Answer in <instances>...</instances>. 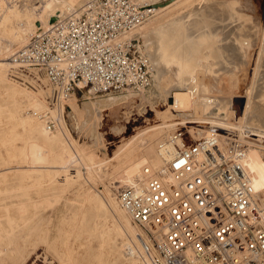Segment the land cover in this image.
Returning a JSON list of instances; mask_svg holds the SVG:
<instances>
[{"label":"bare ground","instance_id":"obj_1","mask_svg":"<svg viewBox=\"0 0 264 264\" xmlns=\"http://www.w3.org/2000/svg\"><path fill=\"white\" fill-rule=\"evenodd\" d=\"M80 1L40 0L38 4L35 2L36 6H19L16 1L0 0V36H7L14 42L13 45L11 44L13 48L5 50L0 48V79L6 80V72L12 64V61H8V57H5L8 51H13L15 46L22 44L29 34L47 27L52 17L57 20L80 15V12L74 11V8L79 6ZM90 1L81 5V11ZM137 2L139 3V1ZM186 3L188 2L183 0L177 3L174 8ZM150 5L155 6V3L152 1ZM141 7L149 12L156 11L155 17L148 21L145 20L146 22L144 21L133 28L126 36L132 37L137 33L144 34L146 37L145 46L147 47L151 41L153 43L154 36L157 37L159 42H163L156 43L159 44L157 54L156 56L150 55V60L152 64H155L156 69L152 76L153 80L159 86L160 94L163 95V98L168 99V102H166L167 108L165 111L158 113L162 118L161 123L145 132V134L133 137L127 144L120 147L115 153V164L110 162L103 164V161H100L101 157L98 159L93 151H88L85 147L77 145L72 139L63 118L65 106L71 109L70 118L73 120L76 119V115L83 114L84 119L78 123V128H82L86 123L88 125L91 120L89 124L91 138L94 144H98L102 141V134L95 132L93 125H97V121L100 120V112L107 111L110 116L117 115L122 108L127 109L134 99L140 98L142 100L145 97L143 96L144 89L110 91L103 95H95L96 92L89 89V94L94 96L87 94L84 99L82 98L81 105L77 104L76 97L72 94L68 100L66 98L68 102H59L49 106L39 88L35 90L21 88L11 82L7 85V89H9L12 96L14 98L19 97V102H15L8 111L9 126L0 131V142L6 146L7 151V158L0 161V184L2 185L0 186V193L17 198L24 196L30 202L33 201L31 199L33 190L39 195L41 194V200L44 201L46 200L44 194L49 193L60 200L57 207L61 217H58L60 221L58 225L53 224V233L48 235L50 228L47 226L45 228L43 218H39L40 214L27 217L23 216L20 211L14 212L12 215L13 221L25 220L19 228L22 232L21 244H15L17 236L15 233L0 238V260L5 257L18 260L20 255L23 254L26 243L35 245L38 240H42L60 254L58 258L60 264H83L88 258L92 260V264H149L138 240L139 228L132 222L130 214L117 199L118 189L115 197L113 196L112 187L117 188V186H114L112 180L116 179L123 185H143L147 181L145 168L160 171L164 161L173 155L176 148L175 145L169 142V137L175 132L174 125L168 122L169 118L172 116H180L183 119L190 118L187 117L189 113L185 111L193 106L196 107V104L199 103L193 91V88L197 87L195 77L191 78L181 74L168 88H164L162 80L161 82L158 81L164 73V67L162 65L158 66L161 63L160 56L168 51L180 53L186 49L195 50V53H197L199 49L203 48L213 54L216 52L223 54L227 50H236L233 55L231 54L232 56L228 57V66V62H237L239 59L238 53L242 52L237 44L239 37L249 33L241 25L240 29L237 25L232 26L231 19L235 21L237 17L234 16L236 12L232 11L228 5L221 2L211 5L209 3L206 6L204 5L203 10L205 11L198 9L204 12H201L203 16L200 25L207 31L199 36L201 38L198 37L199 41L196 39L198 42L196 41L195 45L188 46L185 45L184 41L195 38L189 33L190 30L188 31L190 20L188 19L189 22L187 23L184 18L178 16L179 14H176L177 17L172 18L173 13L171 12L176 11V8L173 10V7H171L165 11L166 14H163L165 12H161L166 7L158 11L157 9H150V6L141 5ZM57 8L61 12L65 9L64 13L57 16ZM199 13L198 15H200ZM194 14L196 13L194 12ZM167 15L172 16L167 17ZM190 16H193V14H190ZM226 19L231 21L224 23ZM192 23L195 25L198 21L194 19ZM232 23L234 24V22ZM220 28L225 31V38L230 39H228V42L225 40L227 43L225 41L224 43L222 39L221 42L219 41L220 43H217L214 38L207 39L209 36L214 37L215 34L213 33H216ZM192 34L196 35L195 33ZM152 35L154 38L151 40L149 38ZM204 39L208 41L205 40V42ZM27 42L21 47L25 46ZM251 54L256 60L255 68L258 69L261 66L260 72L264 74V46L257 53L251 52ZM220 61L223 62V60ZM230 65H233V63ZM149 89L151 95L153 87H149ZM46 92L47 90H45V97ZM220 97L222 99L224 96ZM198 98L204 105L213 101L206 95ZM259 101L258 103L257 101L252 102L248 98L242 116L236 118L235 122H230L224 117L228 115V104L225 99L220 100L219 109L225 115H222L221 112L212 113V110L206 111L196 119L197 123L204 128L191 126L190 130L186 129V132H181L182 138L178 143H182L187 148L194 142V139L212 131L218 133L222 139H229L231 138L230 135L234 136L239 133L240 137L238 138L245 142V145H242L246 147L242 159L243 167L251 179L254 190L264 199V164H257L256 162L257 157L264 156V149L250 147L252 142H249V145L248 141L244 139L245 137H242L245 133L258 139L264 138V99H259ZM27 109H33L34 111L32 114L26 115L24 111ZM44 111L49 113L50 118L55 119L56 122L53 128L49 129L46 121L38 115V113ZM1 112L2 109L0 108ZM17 125L22 126V132L16 129ZM115 132L119 131L115 130ZM33 134L36 135L37 140L40 141L39 143L32 138ZM16 140H20L21 145H18ZM103 165L109 166L108 169L110 168L111 172L108 173L107 167L104 168ZM103 175L108 177L109 184L104 186L103 193H101L94 187ZM8 181L9 185H7ZM72 206L73 208L70 209ZM68 209L70 211H67ZM64 212L67 213L68 217L63 214ZM65 221H68L69 226H64ZM130 229L132 231L128 234L123 247L121 245L124 243V232ZM61 233H65V236L59 249L57 239ZM39 235L41 239L37 237ZM76 239H85L89 246L85 253H81L70 243L76 241ZM35 248L36 246H33L32 251Z\"/></svg>","mask_w":264,"mask_h":264},{"label":"built area","instance_id":"obj_2","mask_svg":"<svg viewBox=\"0 0 264 264\" xmlns=\"http://www.w3.org/2000/svg\"><path fill=\"white\" fill-rule=\"evenodd\" d=\"M149 14L136 0H91L80 15L32 33L7 75L21 83L42 77L49 106L82 87L145 89L151 61L136 49L138 38L126 35ZM38 115L54 127L47 111ZM181 138L177 131L169 137L175 152L160 171L145 168V184L117 191L148 263L264 264V199L243 167L246 147L214 131L187 148Z\"/></svg>","mask_w":264,"mask_h":264},{"label":"rangeland","instance_id":"obj_3","mask_svg":"<svg viewBox=\"0 0 264 264\" xmlns=\"http://www.w3.org/2000/svg\"><path fill=\"white\" fill-rule=\"evenodd\" d=\"M12 1H16L19 6H24V5L25 6H36L39 3L38 1L40 0H35V1L34 0H12ZM81 1H80L81 4L79 3V6H76V8H74V11L77 10V12H80V14L83 12V10L81 11V8H82L81 5L83 3L85 4L89 0H81ZM136 1H139V3L142 6H145V7L150 6V9H154V10L157 9V11L159 9H163L166 7V9L162 11L161 13L165 12L171 7H173L172 8L173 10L176 8L175 9L176 11L171 12L173 13L172 18H174L176 14L177 15L179 14L178 16H181L182 18H184V20H186L187 23L189 22L188 21L189 19L190 23H188V28H189L188 31L190 30L189 33H191V35L194 36L195 38L188 39L189 41L188 40L184 41L185 45H188V46L190 45L193 46V44L195 45V43H197L200 40L198 39V37L203 35L202 33L207 31L201 27L202 25H200L201 24L200 20H201V17L203 16L202 15L204 13L203 11H205L203 10L204 5L206 6L209 3L211 5L214 3L221 2L222 4L225 3V5H228V7L232 9V11H235L237 13V14L235 13L234 15L235 17H237L236 20L234 21V19H231L232 22H234V24L231 22L232 26L237 25L239 26V29H240V25H241L242 28H246V31L249 33L246 35H241L239 37L237 44L239 46V49H241L242 52L238 53L239 55L238 61L228 62V66H227V60H229L228 57L232 56L236 52V50H231V51L227 50L223 54H219L217 52L213 54V53H209V51L203 48H202L203 50L199 49L197 53H195L196 52L195 50L192 51V50L186 49L180 53L168 51L160 56L161 63H159L158 66L162 65L164 67V73L161 76L160 80L158 81L161 82L162 80V84H164V88L170 87V85L177 79V77L179 78L181 74L183 75L185 74L184 76H187V77L190 76L191 78L195 77V82L197 84V87L193 88V91H194V96H196V100L199 101L198 105L200 106L196 104V107L193 106L189 108L187 111H185L189 113L187 117H190V118L183 119L180 116H172L171 118H169L168 122L174 125L173 127L174 131L186 132V129L190 130L191 126H196V128L198 127L204 128L200 126L199 123H197L196 119L201 117L206 111L208 112L209 110H212V113L221 112L222 115H225V113L221 109H219L221 105L219 101L222 99H225L226 103L228 104V115L224 117L227 118L228 121L230 122H235L234 120L236 118H240V116H242V113H243V110L245 109L244 107H246L245 104L247 103L248 98L252 100V102L257 101V103L260 102L259 99H264V74H261L260 72L261 66H259L258 69L255 68L256 60L254 59L253 54H251V52L257 53L262 48V46H264V0H186L188 3H186L185 5H181V6L178 5L179 7H175V8L174 6L183 0H136ZM152 1L155 4L158 3L159 5L158 6L150 5ZM58 9L59 8H57V10ZM198 9H201L203 11L198 10ZM195 10L198 12H196ZM63 11L62 12L61 10L56 11V15L58 16L64 13ZM185 12H187V14H185ZM194 12L196 14H194ZM166 13L167 12L163 14H166ZM198 13L200 15H198ZM155 14H156V11L150 12L146 21L154 18ZM190 14H193V16H190ZM171 16L167 15V17H171ZM188 16L190 17L187 18ZM194 19L198 21V23H196L195 25L194 23H192L194 22ZM231 20L228 19L227 21L226 19L224 23H226V21L229 22ZM50 23L51 22H49V24ZM192 33H195L196 35ZM31 34L27 36V38L25 39V41L22 42V44H18L17 46H15L13 51H8L7 55H5L6 58L8 57V61H12V56L20 49V47L23 44H25L28 41ZM213 34L215 35L217 34V35L216 36L213 35L214 37L209 36V38L207 37L205 38H207L208 40L211 38H214L217 43H220L221 39L223 42L225 40L228 42L229 38H225L226 35H224L225 31L223 29L220 28V30L216 31V33H213ZM135 37L138 38V41L136 42V49L142 52L143 54H145L146 56L149 54L147 56L149 59H150V55L156 56L157 54V49H158L159 44H156V43L157 42L163 43L162 41L159 42L157 37L154 36L155 37L154 38L152 35V37L149 39L152 40L154 38L155 41L153 39V43H152V41L150 40L151 42L148 45L149 47L148 49V47L145 46L146 37L144 36V34L141 35L140 33H137ZM9 39L10 38L7 36H0V48H2L3 50L7 48L10 49L11 47L13 48L12 45L14 44V42L11 39L10 40ZM196 39H198V41ZM207 39H204V41L205 40L208 41ZM165 43H167V41H165ZM145 49L147 50L145 51ZM229 53L230 55L228 56ZM218 59L223 60V62L221 63V61ZM232 63L233 65H230ZM151 65H152V72H151L150 84L148 85L147 88L144 89L145 91H144L143 96L145 97L142 98V100L140 98L134 99L128 105L127 109L122 108L120 112H118V114L115 116H110L107 111L100 112L101 117H100V120H98L99 122L97 121L96 123L97 125H93L94 131L102 134L101 135L102 141L98 144H94L93 139L91 138V134H90L91 132L89 131L90 130L89 124L91 120L88 122V125H86L87 124L86 123L82 128H78L77 126L78 123L84 119L83 114L80 116L76 115V119H75L76 121H75L72 118H70L71 109L65 106V109L63 112V118L66 122V125L69 129L72 139L77 143L79 147H85L86 150L93 151L97 155L98 159L101 157L100 161H103V164H106V163L108 164L109 162L111 164H115L116 163L115 153L117 152V150H119L120 147H123V145L127 144L133 137L137 135L145 134V132H147L151 128H154L156 125L160 124L162 121V118L159 114L163 113L165 109L167 108L166 102H168V99H166L165 97L163 98V95L160 94L159 86L153 80V77H152L153 73H155V70H156L154 66L155 64H152V61H151ZM259 72H260V75H259ZM7 76L8 75L6 72V80L3 81L0 79V108L2 109V112L0 113L1 114L0 115V122H1L0 131L5 129L7 126H9L8 111H10V109L13 107V104L15 102L16 103L19 102V99H18L19 97L17 96L14 98L11 92L9 91V89H7V85L10 82L14 83L15 85L21 88H26V89L29 88L32 90L39 88L42 91V94L46 100V97H45V90H46L45 84L46 83L42 79V77H38V79H36L32 75H27L28 77L26 80L28 81V83H30L31 85H34V82H35V85H34L35 88H33V86L29 85L26 82L21 83L17 81H12ZM149 87L151 88L153 87L151 91L152 93L151 95L149 93L150 91ZM88 90H89V87H82L80 89H77L75 93H73V95L76 97L77 104L81 105L83 99L87 96V94L90 96H94L93 94H89ZM110 91L117 92L114 90H108L105 92H98L94 94L103 95ZM203 95L209 96V98L212 99L213 101L209 104L204 105V103L200 101L198 98V97H202ZM220 96L222 97L224 96V97L221 99ZM68 98H70V96ZM67 100L65 99L61 102H68ZM46 103H47V100H46ZM26 111H24L25 114L30 115L32 114L34 110L27 109ZM174 114L175 113L173 112V115ZM53 120L55 123L56 122L55 119ZM16 129L19 132H22L21 125H17ZM115 130H118L119 132L116 133ZM235 135L234 136L230 135L229 137L231 138H229L227 142L228 141H239L241 144L245 145V142H243L242 140L238 138L240 137L239 133L238 135L236 136ZM242 137H245L244 139L248 141V144L249 142H252L251 144L252 146L250 147H261L262 149H264V138L258 139L255 136H251L248 134L246 135L245 133H243ZM32 138L36 140L38 143L40 142L37 140V137L35 134L32 135ZM16 142L18 145H21L20 140H16ZM6 158H7L6 146L2 145V143L0 142V161H3V159H6ZM256 162L257 164H264V156L257 157ZM103 167L104 168L107 167L106 169L108 173L111 172L110 168L108 169L109 166L103 165ZM112 181L114 183V186H117V188L112 187L113 192H114L113 196L115 197V193L118 187L123 186V184L119 183L116 179H113ZM108 184H109L108 177L103 175L100 179H98V182L94 188L97 191L103 193L104 186ZM7 185H9V181L7 182ZM0 186L2 185L0 184ZM31 196H32L31 199L33 201L30 202L24 196H20L17 198V197H10L9 194L0 193V238H4L5 236L9 234L15 233L17 234L16 239H15V244L17 245L21 244L22 232H20L19 228L24 224L25 220L23 219H20L17 221L12 220V215L14 214V212H17V211H20V213L23 216H27V217L29 216L33 217L34 215L40 214L39 218H43V222L45 223V228L47 227L50 228L47 234L50 235L53 233V224L55 223L56 225H58L60 223L59 218L61 217V215L59 214L61 213L59 212V209L57 207L59 205L58 203L60 202V200L56 197L54 198L49 193L44 194V196L46 197L45 201L41 200V194L39 195L34 190L31 193ZM68 207L70 206L68 205ZM72 208L73 206L70 209ZM70 209H68L67 211H70ZM63 214L66 217H68L66 212H64ZM65 222L66 223H64V226L65 227L69 226L68 221H65ZM131 231H132L131 229L125 230L124 243L121 246L124 247L128 234L131 233ZM40 235L37 236L39 239H41ZM64 236H65V233H61L60 236H58L57 243H58L59 249L62 246ZM70 243L72 244L73 247H76L81 253H85V251L89 247L88 244L85 242V239H76V241H71ZM33 246H36V248L32 251ZM34 253L35 254L37 253V254L35 255ZM59 256L60 254L53 247H51L50 245H47L42 240L41 241L38 240L35 245L26 243V245L24 246L23 254L22 256L20 255L18 260H14L11 257H5L4 259L0 260V264H60L59 259H58ZM83 264H92V260L88 258L86 261L83 262Z\"/></svg>","mask_w":264,"mask_h":264},{"label":"water","instance_id":"obj_4","mask_svg":"<svg viewBox=\"0 0 264 264\" xmlns=\"http://www.w3.org/2000/svg\"><path fill=\"white\" fill-rule=\"evenodd\" d=\"M165 2H166V1H165ZM165 2H164V3H165ZM155 5L158 6L159 4L156 3ZM50 20H51V23L55 21V19H54L53 17H52Z\"/></svg>","mask_w":264,"mask_h":264}]
</instances>
